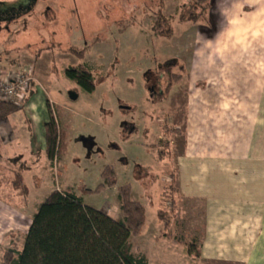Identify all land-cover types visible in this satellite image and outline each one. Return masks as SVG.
Returning <instances> with one entry per match:
<instances>
[{
	"label": "rangeland",
	"instance_id": "374dc122",
	"mask_svg": "<svg viewBox=\"0 0 264 264\" xmlns=\"http://www.w3.org/2000/svg\"><path fill=\"white\" fill-rule=\"evenodd\" d=\"M158 16L167 20L162 33L170 23V34L155 32ZM263 56L264 0H0V69L16 63L18 70L32 71L27 100L33 115L40 118L52 100L66 144L44 170L39 158L35 179L27 175L26 212H36L50 192L69 189L85 206L122 221L118 190L126 186L146 211L142 235L131 238L134 252L139 249L154 264H209L196 255L200 204L184 201L175 189L187 91L217 88L224 93L217 94V106L228 105L231 83H244L240 73L247 59ZM172 58L184 67L181 80L163 98L152 100L170 83L155 73V65ZM227 58L234 59L233 65H217V59ZM69 67L86 68L95 78L93 93L66 78ZM24 118L18 111L6 119L19 142L7 150L10 158L26 157ZM107 167L115 174L112 187L103 184ZM13 194L0 185V198L22 209V199H9ZM158 211L168 222L167 237L184 247H175L184 250L183 263L160 248L165 243H156L164 226ZM19 236L0 239V264L6 251H21L25 235Z\"/></svg>",
	"mask_w": 264,
	"mask_h": 264
},
{
	"label": "crops",
	"instance_id": "0c3cea01",
	"mask_svg": "<svg viewBox=\"0 0 264 264\" xmlns=\"http://www.w3.org/2000/svg\"><path fill=\"white\" fill-rule=\"evenodd\" d=\"M233 62L234 59H217V65H233ZM15 64L0 72L9 76L29 70L24 66L18 70L21 65ZM240 76L244 83H231L228 105L217 106V94L224 95L217 88L192 91L194 88L189 87L187 91L183 148L175 160V182L181 199L197 202L202 209L197 252L203 263L264 264V56L248 58L245 73ZM204 97L210 99L204 101ZM29 103L30 99L19 110L24 113L27 125L26 157H11L20 160L23 157L28 165L25 182L28 174L31 179L39 175L40 157L44 161L41 169H45L47 105L51 111L56 107L52 100H47L44 114L37 119ZM17 135L12 124L6 120L0 122V185L7 187L10 173L5 162L11 159L7 150L19 147ZM9 199L14 201L19 197L14 193ZM20 206L23 208L16 210L12 203L0 198V239L3 241L22 239L17 237L18 232L25 235L28 231L35 211L26 212L27 200L24 204L20 202ZM22 227L25 229L21 231ZM165 230L163 226L158 232L156 243H165L160 248L177 255V260L175 257L173 260H182L183 246L178 239L167 237ZM178 245L182 250L175 248ZM145 258L148 264H154L148 256Z\"/></svg>",
	"mask_w": 264,
	"mask_h": 264
},
{
	"label": "trees",
	"instance_id": "16d2710c",
	"mask_svg": "<svg viewBox=\"0 0 264 264\" xmlns=\"http://www.w3.org/2000/svg\"><path fill=\"white\" fill-rule=\"evenodd\" d=\"M166 23L167 20L158 16L153 24L155 32L170 34V23L166 27L167 31L162 33ZM85 69L69 67L65 70V76L77 83L83 92L91 94L95 89V78ZM176 69L181 74L175 73ZM183 70L184 67L175 58L155 65V73L166 75L170 83L164 92L153 94L152 100L163 98L181 80ZM29 91L31 94L32 90ZM47 107L49 119L44 125V156L52 164L63 154L66 144L59 123L54 119V111L48 105ZM20 109L16 104L0 100V122ZM5 163L10 173L7 185L24 204L29 196L24 178L27 164L18 158L8 159ZM102 179L106 186L115 185L112 168H105ZM175 189L177 192V188ZM118 201L122 221H115L106 213L85 206L81 198L69 189L50 192L31 219L21 251H6L3 255L4 264H148L142 253L133 251L131 243V238L139 237L143 232L145 208L131 198L126 186L119 188ZM158 218L164 222V228H167L168 222L163 221L161 211H158ZM196 255L199 257L197 248Z\"/></svg>",
	"mask_w": 264,
	"mask_h": 264
},
{
	"label": "built area",
	"instance_id": "2783aa9c",
	"mask_svg": "<svg viewBox=\"0 0 264 264\" xmlns=\"http://www.w3.org/2000/svg\"><path fill=\"white\" fill-rule=\"evenodd\" d=\"M32 81L33 77L29 70H22L9 76L0 72V100L16 105L23 103Z\"/></svg>",
	"mask_w": 264,
	"mask_h": 264
},
{
	"label": "water",
	"instance_id": "95a60500",
	"mask_svg": "<svg viewBox=\"0 0 264 264\" xmlns=\"http://www.w3.org/2000/svg\"><path fill=\"white\" fill-rule=\"evenodd\" d=\"M70 98H72V99H75V98H76V96H75V95H73V94H70ZM125 109H127V108H125Z\"/></svg>",
	"mask_w": 264,
	"mask_h": 264
}]
</instances>
